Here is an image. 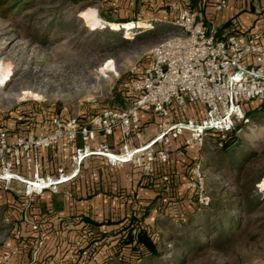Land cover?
Wrapping results in <instances>:
<instances>
[{"label":"rangeland","instance_id":"obj_1","mask_svg":"<svg viewBox=\"0 0 264 264\" xmlns=\"http://www.w3.org/2000/svg\"><path fill=\"white\" fill-rule=\"evenodd\" d=\"M210 2L154 0L133 8L131 0H0V127L16 135L40 134L49 128L52 116L86 123L103 109L129 105L136 97L128 90L134 68L147 64L154 45L175 30L169 20L184 7L204 16ZM137 21L148 24L139 27ZM263 101L264 96L254 98L244 109L260 110ZM186 109L188 105L174 112L173 118L185 116ZM241 121L238 142L229 153L217 146L214 135H207L198 147L201 157L182 161L185 180L171 182L168 188L141 183V192L134 191L140 219L135 224L152 235L161 251L159 256L141 255L136 264L262 263L264 190L257 184L264 178V112ZM178 160L174 158L173 163ZM196 163L203 170V188L214 206L201 207L196 189L188 186ZM238 165H242L240 171L230 168ZM161 181L168 179L161 177ZM127 189L119 192L127 195ZM9 192L0 188V250L10 231L22 229L19 220L16 227L13 224V210L27 209L21 220L25 231L27 225L32 229L40 222L30 210L35 207L32 201L11 204ZM238 201L243 202L241 208ZM232 216L237 222L228 228L226 219ZM206 218L213 220L208 230L201 225ZM219 218L224 226L215 221ZM129 224L94 232L91 256L95 264L111 256L123 264L136 260L137 243L132 238L137 230L127 234ZM216 231L224 235L212 240L218 237Z\"/></svg>","mask_w":264,"mask_h":264},{"label":"built area","instance_id":"obj_2","mask_svg":"<svg viewBox=\"0 0 264 264\" xmlns=\"http://www.w3.org/2000/svg\"><path fill=\"white\" fill-rule=\"evenodd\" d=\"M224 3L220 0L217 7ZM169 23L175 30L154 45L147 64L134 68L128 90L136 97L129 105L103 109L82 125L74 117L52 116L50 127L40 134L11 135L0 127V188L9 189L17 182L27 196L59 193L60 185L73 180L84 159L91 156L103 157L110 167L128 163L149 174L153 163L169 160L174 142L182 136L184 148L201 147L207 135H214L221 147L237 123L247 119L245 103L264 95V31L217 36L189 7L181 9ZM189 103L203 106L201 118L174 120L172 105L177 112ZM140 110H150L159 117L149 138L140 124ZM115 131L121 136L112 144L89 146L97 134L112 135ZM78 135L81 146L73 144ZM59 143L70 153L72 169L67 171L61 165L55 174L44 172L38 152ZM191 172L188 186L196 189L199 205L206 207L211 196L203 188L199 163ZM259 183V189L264 190ZM32 229L40 246L44 236L38 225L33 224Z\"/></svg>","mask_w":264,"mask_h":264},{"label":"crops","instance_id":"obj_3","mask_svg":"<svg viewBox=\"0 0 264 264\" xmlns=\"http://www.w3.org/2000/svg\"><path fill=\"white\" fill-rule=\"evenodd\" d=\"M142 1V6L154 2L131 0V5L135 8V5L139 6ZM210 1L209 6L204 9V16L197 12L196 14L215 35L264 31V0H224L225 3L220 8L217 7L220 0ZM171 109L174 113V105ZM202 114L203 106L200 103H189L185 116L179 118L192 117L198 120ZM176 118L173 119L177 120ZM139 120L145 138H149L156 130L159 117L152 111L140 110ZM48 126L50 127V121ZM9 133L16 135L10 131ZM120 136L119 131L112 135L97 134L88 144L90 147H95L100 142L112 144L115 139H120ZM184 138L182 136L174 142L166 164L156 161L149 174L128 163L110 167L105 164L103 157L91 156L82 162L79 175L60 185L59 193H45L49 195L28 198L22 195L20 190L22 186L14 182L8 189L11 198H7V201L19 205L22 204L21 201H32L35 207L30 210L32 215L39 218L40 234L44 236V240L43 244L37 246L35 231L28 225L25 227L27 231L23 229L24 223L21 220L27 209L20 206L18 211L13 210L12 219L15 220L13 223L15 227L19 220L22 229L10 231V238L4 242L3 249L0 250V264H95L94 256H91L94 232L119 230L124 224H129L128 222L135 225L133 231L139 228L135 224L140 219L135 211L134 191L141 192V183H148L150 187L164 184L168 188L171 182L185 180V164L182 161L185 163L191 158L201 157V153L196 145L184 148ZM73 144L75 146L83 144L80 135ZM69 157L70 153L63 151L60 143L38 152L41 169L50 174H55L57 167L61 165H64L67 171L71 170L73 166ZM174 158L179 160L173 163ZM157 176L162 178L166 176L168 182L163 183L161 177ZM124 187L128 188L127 195L119 192ZM65 190L70 191V194H64ZM16 191L20 194L17 197ZM2 208L9 210L5 205ZM261 264H264V260Z\"/></svg>","mask_w":264,"mask_h":264},{"label":"trees","instance_id":"obj_4","mask_svg":"<svg viewBox=\"0 0 264 264\" xmlns=\"http://www.w3.org/2000/svg\"><path fill=\"white\" fill-rule=\"evenodd\" d=\"M11 8L15 7V3H13L11 6ZM264 96V95H263ZM260 110H257V107H253L252 109H248L245 110V117L247 119H250L252 116H254L257 112L259 111H263L264 112V101L262 102V105L259 107ZM243 124L242 121L238 122L235 129H233L232 131L229 132L227 139L223 142L221 149L223 151H225V153H229V149L230 147L238 142L237 141V130L240 128V125ZM245 124V123H244ZM232 161L236 160V159H231ZM231 169L240 171L242 168V165H238V166H231ZM237 206H239L240 208L243 206V202L238 201L236 203ZM208 206H214V202L210 201ZM206 206V207H208ZM216 206V205H215ZM217 209H219L220 207H215ZM210 221H213L211 218H206L203 223L201 224L202 227H206V230H208V224ZM215 221L218 222V224H220L221 226H224V220L223 218H219L216 219ZM237 220L235 218V216L232 217H227L226 219V223H227V227L228 228H232L233 226H235ZM135 228V225H128L127 229V234H132L133 229ZM202 231H200L201 233ZM208 232V231H206ZM215 232V231H214ZM218 233V237H215L212 240H217V238L221 237L222 235H224L223 231H216ZM126 234V235H127ZM152 235H150L148 232H146V230L144 229H137V231L135 232V235L133 236L132 240H136L137 243V247H136V255L134 258H136V260H134L132 263L130 264H136V262L139 261V258L141 257V255H151V257L153 256H159L161 254V251L158 249V244L155 241V239L153 237H151ZM197 236V235H196ZM196 237H193V240H195ZM196 241V240H195ZM197 242V241H196ZM185 246L188 245V241H184ZM198 244V242H197ZM121 260V261H120ZM119 262V263H115V264H123L124 262H122V259H119L117 256H111L109 258H107L106 260H104L103 262H101V264H112V262ZM125 261V260H123ZM129 261V260H128ZM129 263V262H128Z\"/></svg>","mask_w":264,"mask_h":264},{"label":"bare ground","instance_id":"obj_5","mask_svg":"<svg viewBox=\"0 0 264 264\" xmlns=\"http://www.w3.org/2000/svg\"><path fill=\"white\" fill-rule=\"evenodd\" d=\"M135 24H136V26L139 24V27L140 26H142L143 24H148V23H146V22H144V21H137V22H134ZM109 24V23H108ZM135 26V27H136ZM109 63H111V62H109ZM110 65V64H109ZM112 66V65H111ZM260 184V186L261 187H264V178L262 179V181L259 183Z\"/></svg>","mask_w":264,"mask_h":264}]
</instances>
